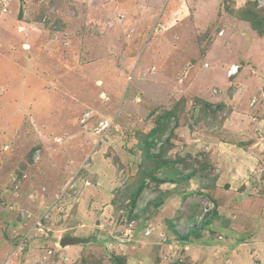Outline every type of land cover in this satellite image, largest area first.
I'll return each instance as SVG.
<instances>
[{"label": "rangeland", "instance_id": "obj_1", "mask_svg": "<svg viewBox=\"0 0 264 264\" xmlns=\"http://www.w3.org/2000/svg\"><path fill=\"white\" fill-rule=\"evenodd\" d=\"M261 42L264 0H0V264H264Z\"/></svg>", "mask_w": 264, "mask_h": 264}, {"label": "water", "instance_id": "obj_2", "mask_svg": "<svg viewBox=\"0 0 264 264\" xmlns=\"http://www.w3.org/2000/svg\"><path fill=\"white\" fill-rule=\"evenodd\" d=\"M83 242H88L87 239H81V238H75V237H63L60 240V245L62 247L68 246V245H75Z\"/></svg>", "mask_w": 264, "mask_h": 264}, {"label": "crops", "instance_id": "obj_3", "mask_svg": "<svg viewBox=\"0 0 264 264\" xmlns=\"http://www.w3.org/2000/svg\"><path fill=\"white\" fill-rule=\"evenodd\" d=\"M255 42H256V41H255ZM262 43H263V42H261V45H259V47L262 48L261 50L264 49V45H262ZM258 44H259V43H258ZM252 48L254 49V46H253ZM252 48H250V51H249V53H248V54L250 55V57H249V55H248L247 57H244V59H246V60H252V59H253L252 53H253V55H254V50H253ZM261 50H260V51H261ZM251 56H252V57H251ZM247 58H248V59H247ZM259 60H260V59H258V62H260ZM254 61H255V60H254ZM229 65H230V64H229ZM261 70L264 71V67H262ZM263 71H262V72H263ZM263 75H264V74H263ZM262 78H263V77H262ZM258 82H259V81H258Z\"/></svg>", "mask_w": 264, "mask_h": 264}, {"label": "built area", "instance_id": "obj_4", "mask_svg": "<svg viewBox=\"0 0 264 264\" xmlns=\"http://www.w3.org/2000/svg\"><path fill=\"white\" fill-rule=\"evenodd\" d=\"M235 71H236V67L235 66H231L228 69L227 73H228V75H234L235 74Z\"/></svg>", "mask_w": 264, "mask_h": 264}, {"label": "trees", "instance_id": "obj_5", "mask_svg": "<svg viewBox=\"0 0 264 264\" xmlns=\"http://www.w3.org/2000/svg\"><path fill=\"white\" fill-rule=\"evenodd\" d=\"M135 204H136V202H135V200H133V201H132V206L134 207V206H135ZM132 206H131V207H132ZM114 264H117V262H116V263H114Z\"/></svg>", "mask_w": 264, "mask_h": 264}, {"label": "bare ground", "instance_id": "obj_6", "mask_svg": "<svg viewBox=\"0 0 264 264\" xmlns=\"http://www.w3.org/2000/svg\"><path fill=\"white\" fill-rule=\"evenodd\" d=\"M231 66H232V64H231V65H229L227 69H229Z\"/></svg>", "mask_w": 264, "mask_h": 264}]
</instances>
